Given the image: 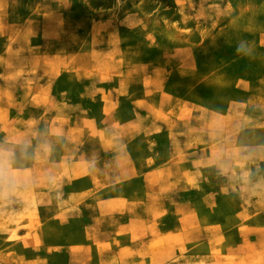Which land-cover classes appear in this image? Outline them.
<instances>
[{"label":"rangeland","instance_id":"374dc122","mask_svg":"<svg viewBox=\"0 0 264 264\" xmlns=\"http://www.w3.org/2000/svg\"><path fill=\"white\" fill-rule=\"evenodd\" d=\"M0 175V264H264V0H0Z\"/></svg>","mask_w":264,"mask_h":264},{"label":"clouds","instance_id":"9594fccd","mask_svg":"<svg viewBox=\"0 0 264 264\" xmlns=\"http://www.w3.org/2000/svg\"><path fill=\"white\" fill-rule=\"evenodd\" d=\"M250 47V44L246 40H241L237 43L236 51L238 53H241L243 50L248 49ZM7 177L0 175V196H3L4 194V185L7 183Z\"/></svg>","mask_w":264,"mask_h":264}]
</instances>
